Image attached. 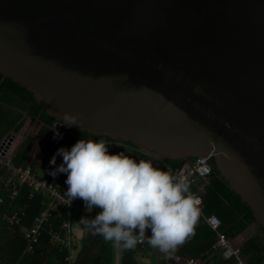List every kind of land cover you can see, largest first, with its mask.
Returning a JSON list of instances; mask_svg holds the SVG:
<instances>
[{
    "label": "water",
    "instance_id": "1",
    "mask_svg": "<svg viewBox=\"0 0 264 264\" xmlns=\"http://www.w3.org/2000/svg\"><path fill=\"white\" fill-rule=\"evenodd\" d=\"M0 74L58 132L208 158L264 230V0H0Z\"/></svg>",
    "mask_w": 264,
    "mask_h": 264
},
{
    "label": "trees",
    "instance_id": "2",
    "mask_svg": "<svg viewBox=\"0 0 264 264\" xmlns=\"http://www.w3.org/2000/svg\"><path fill=\"white\" fill-rule=\"evenodd\" d=\"M0 94V102L10 106L18 105L20 108L28 111L32 122H37L36 127L39 128L40 136L46 138L56 128V120L50 117L47 111L36 102L32 93L24 89L21 84L14 82L8 77L5 78L1 74ZM21 128L22 126H19V131ZM61 136L62 139L52 136L46 143V149L43 152L42 159L49 166L52 165V157L60 148L70 149L80 139H91L95 141L104 140L109 147L110 154H119L133 150L134 152L129 154V157L137 161L150 160L154 167L161 170L165 167L164 162L145 156L143 153L137 151V148L132 143L115 141L106 136H89L88 134L75 131L71 134H61ZM113 142L118 143L117 146H122L123 151L116 150L115 146H109V143ZM33 143L34 137L29 136L22 148L15 149L12 155L14 156V163L17 166H28L27 162L31 159ZM60 157L62 156L57 157L56 162ZM166 162L169 164L172 161ZM178 166L181 167L182 163L178 164ZM2 176L3 173L0 171V198L6 196L1 189L2 182L4 183ZM42 203V196H37L34 201H30V190L25 187L21 191L18 201L13 208H11L9 203L5 206L0 204V264H70L68 259L71 254L68 249L52 247L49 228L44 232L41 246L36 248L33 256L26 253L27 243L23 240L19 232L12 233L8 228L7 218L13 216L15 212L20 210L24 211L27 215L24 225L31 227L35 218L40 213ZM204 203L206 215H214L221 220L222 227L220 231L228 239L238 238L250 226L256 224V219L251 209L243 203V199L237 193L229 188L225 179L216 171H214L210 185L207 187ZM85 210L83 199H77L73 227L74 229H81L87 232L82 243V249L79 251L77 261L74 264H116V241L106 240L101 234L95 233L94 229L82 223V214ZM261 229L264 233L263 228ZM150 235L148 232L146 233L143 246L126 248L124 243H120L119 264H138L136 259L138 255L152 253L154 247L148 243V237ZM216 236V233L207 225L197 220L193 233L186 237L182 245H179L174 251L170 252H175L179 256L185 257L186 253L191 251L194 258L207 259L208 254L216 244ZM182 246L184 247L180 249ZM244 253L249 255V264H264V237L252 239L244 248ZM212 259L218 264H234L233 260H225L220 254L215 255ZM162 264L174 263L162 262Z\"/></svg>",
    "mask_w": 264,
    "mask_h": 264
},
{
    "label": "clouds",
    "instance_id": "3",
    "mask_svg": "<svg viewBox=\"0 0 264 264\" xmlns=\"http://www.w3.org/2000/svg\"><path fill=\"white\" fill-rule=\"evenodd\" d=\"M63 125L79 126V117L66 113ZM56 137L62 139L59 132ZM59 156L63 163L50 174H67L66 194L72 201L82 198L87 211L102 209L81 222L106 240L132 248L150 229L148 243L169 253L193 233L201 200L184 179L154 167L150 160L110 154L104 140L80 139L70 149L60 148L52 165Z\"/></svg>",
    "mask_w": 264,
    "mask_h": 264
},
{
    "label": "built area",
    "instance_id": "4",
    "mask_svg": "<svg viewBox=\"0 0 264 264\" xmlns=\"http://www.w3.org/2000/svg\"><path fill=\"white\" fill-rule=\"evenodd\" d=\"M10 138L8 145H3L0 150V171L4 173L3 191L6 194L5 197L0 198V204L5 206L9 203L13 208L25 187L30 190V201H34L37 196H42L43 203L40 213L31 227L24 225L27 215L20 210L7 218L9 230L12 233L19 232L27 243L26 253L33 256L36 248L41 246L44 232L49 228L52 247L68 249L71 254L68 262L74 264V255L79 247L78 238L75 234L77 229L73 227L76 200L72 201L66 194L68 189V185L65 183L66 174L61 173L56 177L50 174L63 162H58L41 171H37L33 165L27 167L17 166L12 155L17 146L13 137ZM117 145L116 142L109 143V146ZM137 151L145 156L164 162V171L189 183L190 191L201 200V204L198 206L200 215L197 220L207 225L217 235L213 249L222 251L223 256L228 260H233L234 264H249L243 249L234 246L232 241L220 231L222 227L221 220L217 216L206 215L204 197L214 173L209 159L204 157L192 158L186 160L183 166L174 167L169 165L166 162L167 160L145 154L138 148ZM41 172H44V174ZM144 242V239L138 240L135 246H143ZM164 254L174 264H216L207 259L179 256L175 252Z\"/></svg>",
    "mask_w": 264,
    "mask_h": 264
},
{
    "label": "crops",
    "instance_id": "5",
    "mask_svg": "<svg viewBox=\"0 0 264 264\" xmlns=\"http://www.w3.org/2000/svg\"><path fill=\"white\" fill-rule=\"evenodd\" d=\"M1 97V94H0ZM1 107H7L9 108L11 111L16 113V117H15V121L4 131L1 133L0 135V150L2 149L4 143L6 142V140L10 137H13V139L16 142V146L17 148H22V146L24 145V143L26 142L27 137L29 136H33L34 137V143H33V149H32V153H31V159L27 162L28 165H33L34 167H36L37 171H41V170H46L49 166V164L45 163L42 159V155H43V149H39L37 147V143L41 140H44V142L41 141V143L43 144V146H46L47 141L49 140L50 137L54 136L52 133L50 136L46 137V139L42 136L39 135V128H37V122L33 123L31 117H29L28 111L25 109L20 108L18 105L15 106H10L7 105L5 103L0 102V109ZM2 110V109H1ZM19 126H22V128L19 131ZM17 149V150H18ZM45 150V149H44ZM132 152H134L133 150H129V151H125L124 154L125 155H129ZM63 158L60 157L59 160H57L56 163L58 162H62ZM185 164L182 163V166ZM48 165V166H47ZM170 165V164H169ZM52 166V165H50ZM165 166V165H164ZM173 166V165H171ZM177 167V166H174ZM179 167V166H178ZM165 169V167H164ZM163 169V170H164ZM43 173V172H41ZM2 181H4V173L2 176ZM3 185L4 183L2 182L1 185V189L3 191ZM4 192V191H3ZM5 193V192H4ZM84 232L81 229H78V233L77 235L79 236L78 238V245L79 247L76 249L75 255H74V262L77 261V257H78V251L81 250L82 247V243H83V239H81V233ZM149 234H151V230L149 229L147 231ZM252 232H254L252 234ZM262 238L264 237V233L261 229V227L258 224H254L252 226H250V228L243 233L241 236H239L236 239H229L230 241H232L233 245L236 247H240L243 249L246 247V245L254 238ZM120 243H124L123 241H116V264H119V260H120ZM189 243V242H188ZM184 246H182L180 249H182ZM217 254H220L223 256L222 251H217L212 249V251L208 254V261H213V257ZM249 260V255L245 254ZM186 258H194L192 256V252L188 251L185 255ZM223 258L225 260L226 259L224 256ZM137 259V263L138 264H162V262H171L169 261L164 252H161L159 250V248L154 247L152 253L150 254H144V255H138L136 257ZM215 262V261H213ZM173 263V262H172ZM216 263V262H215ZM235 263V262H234ZM218 264V263H216Z\"/></svg>",
    "mask_w": 264,
    "mask_h": 264
},
{
    "label": "rangeland",
    "instance_id": "6",
    "mask_svg": "<svg viewBox=\"0 0 264 264\" xmlns=\"http://www.w3.org/2000/svg\"><path fill=\"white\" fill-rule=\"evenodd\" d=\"M1 109H0V135H1L2 132H4L15 121V117H16V113L13 112V111H11L9 108H7V107H1ZM57 132L58 131L56 129H54L51 132L54 135L55 138H56V133ZM51 133H50V135H51ZM59 133L60 134H64L61 131ZM41 141L44 142V140H41ZM41 141H39L37 143V147L39 149H43V151H44V149H46V146H43V144L41 143ZM115 148L118 151H123L122 146H115ZM181 163H184V161H178V162H173L172 161V162H169V164L170 165H173V166H177L178 164H181ZM34 168L36 169V167H34ZM42 174H44V172ZM101 210L102 209H99V208H95L93 211L92 210H89V211L85 210L83 212V214H82V218H84V217L92 218L96 213H98ZM86 232L87 231H84V232L81 233V235H80L81 236V239L85 238ZM77 233H78V229L76 230L75 234H76V237L79 238V236L77 235ZM253 233L254 232H252V234ZM81 249H82V247H81ZM78 253H79V251H78Z\"/></svg>",
    "mask_w": 264,
    "mask_h": 264
},
{
    "label": "bare ground",
    "instance_id": "7",
    "mask_svg": "<svg viewBox=\"0 0 264 264\" xmlns=\"http://www.w3.org/2000/svg\"><path fill=\"white\" fill-rule=\"evenodd\" d=\"M25 167V166H24Z\"/></svg>",
    "mask_w": 264,
    "mask_h": 264
}]
</instances>
